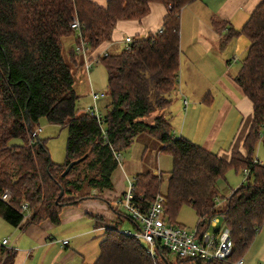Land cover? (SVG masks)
<instances>
[{
    "label": "trees",
    "instance_id": "trees-1",
    "mask_svg": "<svg viewBox=\"0 0 264 264\" xmlns=\"http://www.w3.org/2000/svg\"><path fill=\"white\" fill-rule=\"evenodd\" d=\"M192 1L107 0L99 5L92 0H0V216L5 221L12 226L47 219L58 224L64 207L90 198L104 199L102 194L112 188L117 168L113 151L122 152L137 136L146 134L155 137L160 151L173 159L164 196L169 220L183 205L194 209L199 223L224 214L234 244L227 262L176 258L173 264H232L241 256L264 226V165L253 157L260 137L264 146V134L260 136L264 125V0L241 29L230 28L220 41L222 47L241 34L250 41L234 80L252 103V118L243 150L232 151L228 159L174 136L166 115L179 76L180 13ZM154 2L167 7L161 31L134 37L128 47L98 56L107 71L109 96L102 120L80 111L74 84L83 62L73 49L66 51L62 42L75 32L72 21L78 20L77 35L94 51L111 40L117 22L141 20ZM213 24L221 31L223 23ZM41 118L67 130L63 164L53 162L38 135L29 140ZM229 168H247L250 175L217 205V181ZM134 179L135 196L143 205L160 194V173L144 171ZM5 191L8 201L1 199ZM23 201L29 203L28 219L20 210ZM116 213L117 221L105 226L93 264H153L141 241L119 232L123 216ZM92 218L98 226L104 220L100 215ZM5 252V264H13L14 253ZM157 258L172 264L165 251H157Z\"/></svg>",
    "mask_w": 264,
    "mask_h": 264
},
{
    "label": "crops",
    "instance_id": "crops-1",
    "mask_svg": "<svg viewBox=\"0 0 264 264\" xmlns=\"http://www.w3.org/2000/svg\"><path fill=\"white\" fill-rule=\"evenodd\" d=\"M92 1L99 5H105L107 2V0ZM261 1L262 0H194L184 6L180 13L179 91H186L189 96L196 98L197 93L195 90H198V80L196 76L193 77L195 69L194 63L190 58L193 53L192 43L199 44L202 47L204 44L208 56L206 59L199 60L198 66L206 75L212 77V84L208 89V93L203 97H199L201 99L194 101L193 105V108L198 106L197 119L202 113L205 115L208 114L209 119L204 126L199 127L198 130H196V123L198 122L195 123L192 129L193 133L191 139H194L195 135H200L201 138L209 136L207 138L208 140L214 139L217 135L220 136L221 133L227 129L224 126V120L220 117V106L224 104L228 112L230 108H234L237 115L235 117V122L232 124L233 129L228 134L229 139L225 149L219 148L218 152L219 156L226 159L230 157L232 151L243 150V139L252 118V103L242 91H238L240 87L234 80L235 76L231 78V80L229 79L225 86V93L230 91L227 93L226 97L220 98V93L214 95L209 91L215 88L214 83L215 85L220 84V77L225 75L223 64L220 61L218 45L220 46L222 34H225L230 28L239 30L243 27L250 14ZM166 13L167 7L164 4L154 2L150 5L149 12L141 20H122L117 22L111 40L102 43L94 51L91 50L89 58L97 57L105 51L119 50L125 45V37H145L150 33L158 31L162 27ZM215 21L223 23L220 29L221 31L216 30L213 24ZM70 36H72V38L65 43L67 46L66 51L69 49L74 50L77 43V32L75 31ZM66 39H69V37L64 40ZM232 40H235L234 45H231L235 54L241 57L246 55L250 44L248 37L241 34ZM188 45L189 51L187 52ZM76 55H78L83 62V67L75 76V78H80V75L84 74V72H81L85 69L84 58L77 53ZM91 101L92 106L94 104L92 98ZM185 101H187L186 104L184 103ZM197 102H199L198 105H196ZM183 104L186 108L188 105L187 97L183 99ZM217 118H220V120L215 121V124L211 127L213 119ZM186 131V118L185 120L183 118V123L179 131L181 134L180 136L183 134L186 135ZM189 137L190 136H184V138L188 140L190 139ZM93 193H95V191H93ZM92 201L94 200L87 199L81 201L77 205L64 207L60 212V222L58 224H53L47 219L39 224L21 223L18 226H12L0 216V230L4 231L3 235H9L10 240L8 242L12 248L11 251H13L14 254L16 253L15 259L17 258L20 264H66L64 261L67 258L74 260L76 257H79V255L84 259L83 255L78 250V246H74L67 251H65V247H68L71 241L74 242L80 238L88 239L94 234L96 229L103 228L105 223H101L100 226H98L92 218V215H100L106 219H114V216L109 213V211L103 212L101 209L99 210L98 206H95ZM3 239H6V237ZM63 240H67L68 243L63 245L61 242ZM101 240L102 239L99 240V243ZM4 250L7 251L9 249L1 245L0 254H6ZM83 263L84 262H78L77 264ZM245 263L248 264L247 262Z\"/></svg>",
    "mask_w": 264,
    "mask_h": 264
},
{
    "label": "rangeland",
    "instance_id": "rangeland-1",
    "mask_svg": "<svg viewBox=\"0 0 264 264\" xmlns=\"http://www.w3.org/2000/svg\"><path fill=\"white\" fill-rule=\"evenodd\" d=\"M75 30V29H74ZM220 30V29H219ZM76 31V30H75ZM78 33V31H76ZM219 35V34H218ZM224 35V34H222ZM64 40L65 38H68ZM190 37V35H189ZM220 37V35H219ZM222 37V36H221ZM72 36L67 35L63 38V46L67 49L65 43L70 40ZM133 38V37H132ZM233 39V38H232ZM228 40L222 47L218 45V50L220 51V61L223 64L225 75L220 77V84L215 85V88L209 90L214 95L216 93H220L221 97H226L227 91L225 93V86L229 79L233 78L237 75L239 68L241 67V63L245 55L238 56L235 54L233 50V45L235 40ZM85 40V39H84ZM87 41V40H86ZM221 41V40H220ZM193 53L190 56L192 62L194 63V75L198 80L197 87L198 90H195L196 98H192L189 96L186 91H179L178 83L176 84V89L173 90L169 98L171 99V103L167 108L166 115L170 119L172 133L179 137L180 127L183 123V118H186V135L190 136L189 140L195 142L202 147L210 150L214 153L219 152V148L225 149V146L228 142V134L233 129L232 124L235 122L236 113L234 108H230L228 112L225 109V105L222 104L220 106V117L224 120V126L227 128L225 131L221 133V135H217L214 139L208 140L209 136L201 138L200 135H195L194 139L192 137V129L197 124V129L199 127H203L204 124L208 121V114H201L197 119L198 106L194 105V101H198L203 97L206 93H208V89L212 84L211 78L206 75L202 69L198 66V62L201 59H206L208 56V52L205 50V46L203 47L199 44L192 43ZM232 45V46H231ZM76 46V45H75ZM125 46V45H124ZM121 47V46H120ZM122 48V47H121ZM120 48V49H121ZM189 51V45L187 47V52ZM184 59V58H183ZM223 70V71H224ZM84 74L80 75V78H76L74 89L76 94L79 96L76 106L82 111L86 112L87 108L91 106L92 101L90 98L91 91L97 93H107V71L102 61L100 62H92L91 68L87 71L86 68L81 71ZM196 73V75H195ZM221 74V73H220ZM76 76V74H75ZM238 87V86H236ZM232 89V88H231ZM234 90V89H232ZM238 91H242L238 88ZM188 98V105L185 108L183 104V99ZM216 99V98H215ZM225 101V100H224ZM109 102V96L106 94L105 97L100 98L97 102L99 107V112L101 115H104L107 111L106 107ZM227 102V101H226ZM225 103V102H224ZM199 102L196 103L198 105ZM201 106V105H200ZM153 116H150L148 120H150ZM219 121L220 118L213 119L211 127L215 124V121ZM39 132L38 139L45 142L46 147L50 153L51 159L53 162L57 164H63L65 161L66 155V140H67V130L64 126H59L55 124H49L45 118H41L39 120ZM210 127V128H211ZM16 143L20 144V140H16ZM225 144V145H224ZM161 144L155 137H150L146 134H142L137 136L134 142L125 150L121 152L123 161L121 163L122 168L117 166L113 175H112V188L110 190H106L103 192L102 196L104 199L100 198H90L94 201L95 206H98L99 210L101 209L103 212L109 211L114 216V219H106L104 218L102 223H105L103 228L96 229L94 234L88 238H80L79 240L71 241L68 247H65V251L74 246H78V250L83 255L84 259L81 255L76 257L74 260L66 259L64 262L66 264H77L78 262H84L83 264H92L95 258L99 254V240L104 238V230L105 226L112 225L114 221H117L118 216L116 211L122 215V222L119 225L121 231L123 230H131L135 231L132 223L128 219L127 210L117 203L118 197L124 192L127 188V180L125 177L127 176L130 179L135 178L137 175L143 173L144 171H151L153 173H160L162 176V182L160 185V194L165 196L166 186H167V178L169 172L173 168V159L172 156L166 152H161ZM241 150V149H239ZM253 157L258 159L261 164L264 165V146L262 144L261 137L257 140L254 146ZM244 181V173L242 169H234L229 168L223 177H220L217 181L218 188V197L222 198L228 197L230 193L237 188ZM108 194V195H105ZM111 195V196H110ZM110 197V198H109ZM87 200V199H86ZM112 207H110V206ZM116 210V211H115ZM174 222L186 227L190 231H194L199 224V217L196 215L194 209L189 205H183L181 208L177 210L174 214ZM212 228V227H211ZM2 230H0V250H1V242L4 237L9 241V235H3ZM10 244V243H9ZM6 249H10V245L5 246ZM13 252V251H11ZM13 258V264H20V261ZM244 261L248 264H264V226H262L255 234L253 239L251 240L248 247L241 252L240 254ZM18 256V255H17ZM236 257V256H235ZM165 258V255H164ZM167 261L170 263H175L176 257L172 254H166ZM234 258V257H233ZM232 258V259H233ZM7 254H0V264L7 263ZM159 259V258H158ZM161 259V258H160ZM159 259V260H160ZM158 264H163L162 261L158 262ZM246 264V263H245Z\"/></svg>",
    "mask_w": 264,
    "mask_h": 264
},
{
    "label": "built area",
    "instance_id": "built-area-1",
    "mask_svg": "<svg viewBox=\"0 0 264 264\" xmlns=\"http://www.w3.org/2000/svg\"><path fill=\"white\" fill-rule=\"evenodd\" d=\"M72 29L78 31L79 22L74 19L70 24ZM161 31V28L158 30ZM79 33V32H78ZM78 43L74 47V51L84 58L85 68L88 71L92 62L99 60V57L89 58L91 49L86 40L77 35ZM133 41L132 37H125L124 44L128 45ZM107 55L105 51L102 53ZM90 96L94 101V104L87 108L90 115L95 116L98 121L102 120V115L99 112L97 101L106 96V93H97L91 91ZM187 101L184 103L186 104ZM39 128L34 129L30 134V141L34 139L39 132ZM264 134V125L260 130V136ZM114 159L117 166L121 167L123 161L121 152L113 151ZM244 181L250 175V171L247 168L243 169ZM127 188L118 197L117 203L122 205L128 212V217L133 221V227L135 231L123 230L119 228V232L141 241L145 246V251L152 259L153 264H158L160 260L157 258V251H165L166 254H172L179 259H192L202 263H211L214 261L229 260L233 252V240L230 227L227 225L226 216L216 215L209 221L199 223L194 231L188 230L186 227L177 224L174 220H169V216L165 212L166 199L161 194H157L149 204L143 205L140 199L135 196V179H130L127 176ZM10 198L8 191H5L1 195V199L8 201ZM217 205L222 203V200L218 196L215 197ZM21 213L24 214L25 219L29 218L31 212L29 210V203L23 201L20 206ZM212 227V228H211ZM63 245L68 243L67 240L61 241ZM3 247L8 246L7 239H3L1 242ZM11 247V246H10ZM10 248L9 250H11ZM232 264H245L242 256L233 260Z\"/></svg>",
    "mask_w": 264,
    "mask_h": 264
},
{
    "label": "water",
    "instance_id": "water-1",
    "mask_svg": "<svg viewBox=\"0 0 264 264\" xmlns=\"http://www.w3.org/2000/svg\"><path fill=\"white\" fill-rule=\"evenodd\" d=\"M73 165V163H70L66 168H65V170H64V174H66L68 171H69V169L71 168V166ZM62 194V193H61Z\"/></svg>",
    "mask_w": 264,
    "mask_h": 264
}]
</instances>
